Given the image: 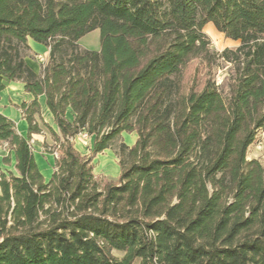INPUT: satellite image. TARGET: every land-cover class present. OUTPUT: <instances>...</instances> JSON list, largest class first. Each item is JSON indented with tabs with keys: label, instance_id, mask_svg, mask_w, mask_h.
<instances>
[{
	"label": "trees",
	"instance_id": "16d2710c",
	"mask_svg": "<svg viewBox=\"0 0 264 264\" xmlns=\"http://www.w3.org/2000/svg\"><path fill=\"white\" fill-rule=\"evenodd\" d=\"M208 23L239 47L215 52ZM96 28L100 49L82 47ZM30 38L50 47L39 73ZM16 80L34 98L27 135L0 112L15 169L0 171V264H264V164L248 159L264 131V0H0V91ZM40 95L59 130L44 122L60 153L49 179L31 144ZM134 131L120 177L100 182L94 158Z\"/></svg>",
	"mask_w": 264,
	"mask_h": 264
},
{
	"label": "rangeland",
	"instance_id": "374dc122",
	"mask_svg": "<svg viewBox=\"0 0 264 264\" xmlns=\"http://www.w3.org/2000/svg\"><path fill=\"white\" fill-rule=\"evenodd\" d=\"M205 32L210 39L212 48L218 54H222L226 49L236 50L240 45L239 41L228 38L224 33L217 30L213 23H208L206 25ZM79 43L84 48L94 50L100 49V29L96 28L88 32L83 37H81ZM29 54L31 58L40 61L42 70V67L47 62L48 57L41 59L39 55L36 56L32 51ZM218 66V78L221 81L223 77L229 73L232 63L227 61L224 57H220L218 60ZM69 117L72 118L71 114H69ZM40 120L41 121H39V124L42 127V131L44 130L45 132H41L40 136L35 137L34 140H31V144L33 146L36 159L42 173L47 179H49L55 169L56 158L60 153L58 151V144L54 140L51 131L44 124V119L40 118ZM17 129L19 130L18 124ZM136 138L137 133L135 131L123 132L122 136L117 141H115L110 148L97 154V156L94 158L95 174L100 182L107 180H118L121 173V167L118 162L120 143L121 141H124L128 145H132ZM92 143V137L88 140L81 138L80 136L74 139L76 148L85 155L91 154ZM8 149L9 144L7 142L0 144V171L15 170L13 165H7L2 160V156L7 154ZM254 158L258 159L264 164V131L260 132L257 141L249 149L248 159ZM115 254L120 256L122 253L115 251Z\"/></svg>",
	"mask_w": 264,
	"mask_h": 264
},
{
	"label": "crops",
	"instance_id": "0c3cea01",
	"mask_svg": "<svg viewBox=\"0 0 264 264\" xmlns=\"http://www.w3.org/2000/svg\"><path fill=\"white\" fill-rule=\"evenodd\" d=\"M29 44L32 48V52H34L36 56L39 55V57L43 58L49 57V46L37 42L32 38L29 39ZM27 62L36 72H41V63L39 60L28 56ZM33 98L34 95L25 91V83L20 80L8 82L6 88L0 91V112L6 114L16 122L19 127V132L23 135H27L28 122L24 118L20 105L25 101H31ZM39 101L41 104V114L37 115L38 121H41L40 118H42L44 122L49 123L56 131H59L54 121V116L46 103V96L40 95ZM42 132L45 131L43 130ZM40 135L41 133H34L32 140Z\"/></svg>",
	"mask_w": 264,
	"mask_h": 264
},
{
	"label": "built area",
	"instance_id": "2783aa9c",
	"mask_svg": "<svg viewBox=\"0 0 264 264\" xmlns=\"http://www.w3.org/2000/svg\"><path fill=\"white\" fill-rule=\"evenodd\" d=\"M41 59H43V57H41ZM81 137V138H85L86 140H88L89 138H91V136L89 135V133L88 132H86V131H81L78 135H77V137ZM76 137V138H77Z\"/></svg>",
	"mask_w": 264,
	"mask_h": 264
}]
</instances>
